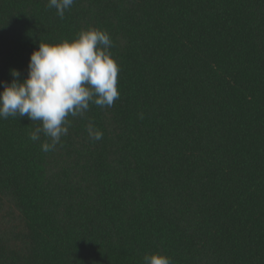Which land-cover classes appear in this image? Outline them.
<instances>
[{
	"label": "trees",
	"instance_id": "1",
	"mask_svg": "<svg viewBox=\"0 0 264 264\" xmlns=\"http://www.w3.org/2000/svg\"><path fill=\"white\" fill-rule=\"evenodd\" d=\"M47 4L0 0V82L94 28L120 98L47 153L39 121L0 119V264H264V0Z\"/></svg>",
	"mask_w": 264,
	"mask_h": 264
},
{
	"label": "clouds",
	"instance_id": "2",
	"mask_svg": "<svg viewBox=\"0 0 264 264\" xmlns=\"http://www.w3.org/2000/svg\"><path fill=\"white\" fill-rule=\"evenodd\" d=\"M75 0H48L47 7L56 9L63 19ZM113 42L106 32L90 28L81 30L77 38L55 45L40 43L31 54L28 77L11 69L9 84L0 82V119L27 117L39 121L40 127L30 133V140L48 138L41 144L43 152H52L69 131L68 117H83L90 105L112 107L120 98L118 63L111 56ZM90 139L99 141L103 133L91 121L87 126ZM50 141V142H49ZM144 264H172L161 254L144 256Z\"/></svg>",
	"mask_w": 264,
	"mask_h": 264
}]
</instances>
